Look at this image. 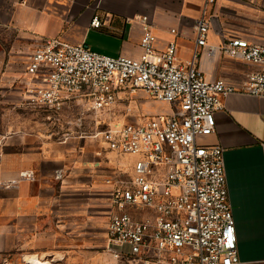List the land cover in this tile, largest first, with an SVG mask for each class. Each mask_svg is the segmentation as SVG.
Instances as JSON below:
<instances>
[{
  "label": "built area",
  "instance_id": "2783aa9c",
  "mask_svg": "<svg viewBox=\"0 0 264 264\" xmlns=\"http://www.w3.org/2000/svg\"><path fill=\"white\" fill-rule=\"evenodd\" d=\"M215 1L204 0L194 20L195 44L185 62L177 60L173 40L164 50L155 48L152 23L141 15L135 18L141 26L139 57L107 54L60 38L38 39L23 74L15 78L29 108L48 112L49 120L76 117L64 139L89 138L118 157H134L130 173L110 191L117 211L105 228L106 264L238 262L223 148L198 138L215 132V110L228 94L264 97V42L223 35L209 45ZM100 24L94 16L91 25ZM205 48L209 56L220 54L255 69L238 86L207 79L199 67ZM135 90L168 104L170 111L119 124L103 120ZM87 116L96 129L82 130Z\"/></svg>",
  "mask_w": 264,
  "mask_h": 264
},
{
  "label": "crops",
  "instance_id": "0c3cea01",
  "mask_svg": "<svg viewBox=\"0 0 264 264\" xmlns=\"http://www.w3.org/2000/svg\"><path fill=\"white\" fill-rule=\"evenodd\" d=\"M203 2L0 0V28L12 30L29 41L60 38L69 43H84L107 54L139 57L141 26L135 18L146 15L156 36L155 48L164 50L173 40L177 60L185 62L195 44L193 23L201 14ZM213 14L215 19L207 34L209 45L218 44L223 35L264 42V0H216ZM94 16L101 20L98 27L91 25ZM199 67L207 79L220 78L236 86L255 69L220 54L209 56L207 48L202 50ZM156 101L151 113L170 111L168 104ZM214 116L215 132L198 140L223 148L236 236L238 262L235 264H264V97L230 93ZM17 139L16 146L7 144L0 159V224H5L0 225V251L15 245L19 223L43 220L56 222L58 230L71 239L78 240L80 236L84 240L81 249L73 245L76 250L71 251V256L81 254L87 258L97 243L91 226L92 214L99 203L92 197L95 185L90 176V156L86 154L89 159L86 157L84 161L74 140L52 141L39 131ZM9 181L15 184L9 185ZM106 187L101 182L97 192ZM79 213H84L82 217H86L88 228L78 229ZM102 235L101 246L105 244V230ZM37 250L43 254L55 253L51 248ZM27 258L30 264L49 263L34 254Z\"/></svg>",
  "mask_w": 264,
  "mask_h": 264
},
{
  "label": "rangeland",
  "instance_id": "374dc122",
  "mask_svg": "<svg viewBox=\"0 0 264 264\" xmlns=\"http://www.w3.org/2000/svg\"><path fill=\"white\" fill-rule=\"evenodd\" d=\"M34 42L35 40L29 41L12 30L0 28V159L7 144L16 146V142L19 140L18 137L21 135L32 136L36 131L52 141H76L75 147L83 160L85 161L86 157L89 159L88 156L91 159L90 166H92V170L90 176L93 185L96 186H94L95 192L92 197L94 201L99 202L96 203L98 206H95L92 214L93 224L91 226L97 243H94V247L90 250L91 254L87 258L81 254L71 256V251L76 250V248H72L73 245L81 249L84 240L80 236L78 240L71 239L63 230L62 232L58 230L56 222L46 223L39 220L34 224L19 223L20 229L15 245L11 249L2 248L3 250L0 251V264H30L27 257L33 254L43 261L47 260L48 264H106L109 255L104 250V245L101 246L100 238L103 236L102 232L105 230L109 216L117 211V207L110 203V191L113 186L118 184L119 180L126 178L130 173L129 169L132 166L134 157H118L104 148L99 141L89 138L68 137L64 139L74 129L75 125L71 124V121L76 120L75 116L64 114L58 117V121L49 120L47 118V116H50L48 112L34 110L24 104L20 97V90L14 82H16V77L23 74L27 57ZM154 103L155 100L143 91L135 90L124 95V98L119 100L116 106L105 114L103 120L119 124L128 120L143 119L153 114L150 109ZM83 125L82 130H94L97 127L91 121L90 116L85 117ZM9 141H11L10 144ZM21 173L24 175L25 172ZM25 176L29 177L26 173ZM107 179H110L109 183L106 182ZM101 182L107 187L102 192H97L101 189L99 188ZM8 184L15 183L9 181ZM78 215V229L88 228L89 224H85L86 217H82L84 213ZM62 221V228L64 229L66 223H64V215ZM0 225L4 227L5 224ZM2 243H5V238ZM7 245H9L8 242ZM49 248L53 249L55 253L48 251L47 254H43V252L38 253L39 250H37ZM59 251L63 252L59 253Z\"/></svg>",
  "mask_w": 264,
  "mask_h": 264
}]
</instances>
